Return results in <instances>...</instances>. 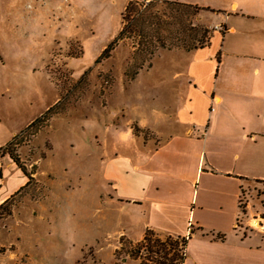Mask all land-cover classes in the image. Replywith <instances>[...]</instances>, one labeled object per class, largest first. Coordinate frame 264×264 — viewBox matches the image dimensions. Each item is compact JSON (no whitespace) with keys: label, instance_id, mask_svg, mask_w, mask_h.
Here are the masks:
<instances>
[{"label":"rangeland","instance_id":"374dc122","mask_svg":"<svg viewBox=\"0 0 264 264\" xmlns=\"http://www.w3.org/2000/svg\"><path fill=\"white\" fill-rule=\"evenodd\" d=\"M126 3L0 0V153L27 175L0 205V264L139 262L148 215L112 201L102 174L113 153L155 141L141 125L172 105L173 75L213 28L199 8L163 5L159 26L116 41ZM263 188L244 190L238 227Z\"/></svg>","mask_w":264,"mask_h":264},{"label":"crops","instance_id":"0c3cea01","mask_svg":"<svg viewBox=\"0 0 264 264\" xmlns=\"http://www.w3.org/2000/svg\"><path fill=\"white\" fill-rule=\"evenodd\" d=\"M162 1L201 9L213 31L185 53L165 91L172 105L141 125L155 141L113 153L103 181L126 212L148 215L136 241L146 230L185 238L182 264H264V188L261 209L248 201L237 226L244 190L264 185V0ZM26 182L0 153V205ZM254 217L263 231L249 226Z\"/></svg>","mask_w":264,"mask_h":264},{"label":"trees","instance_id":"16d2710c","mask_svg":"<svg viewBox=\"0 0 264 264\" xmlns=\"http://www.w3.org/2000/svg\"><path fill=\"white\" fill-rule=\"evenodd\" d=\"M163 5H170L177 8H191L187 5L162 0H127L122 14V28L116 41L122 39L126 31L141 36L142 34H147L146 32L149 26H159L161 18L165 16L166 12L163 10L161 12L158 6L163 7ZM112 47L113 43L103 53L109 52ZM8 155L27 177L26 172L19 165L16 158L12 157L11 154ZM174 239H178V241ZM185 241V238H172L171 236H166L164 239H161L152 231L146 230L138 246L135 248L133 256L139 260V264H182L184 254L183 252L179 254L178 245L180 244L183 250Z\"/></svg>","mask_w":264,"mask_h":264},{"label":"water","instance_id":"95a60500","mask_svg":"<svg viewBox=\"0 0 264 264\" xmlns=\"http://www.w3.org/2000/svg\"><path fill=\"white\" fill-rule=\"evenodd\" d=\"M251 222H252V224H255V222L257 223V224L255 225L256 228H258V229H260V230L263 229V226H261V224H260V226H259L258 221L256 220V218H253Z\"/></svg>","mask_w":264,"mask_h":264},{"label":"bare ground","instance_id":"6f19581e","mask_svg":"<svg viewBox=\"0 0 264 264\" xmlns=\"http://www.w3.org/2000/svg\"><path fill=\"white\" fill-rule=\"evenodd\" d=\"M257 223L255 222V224L254 225H256Z\"/></svg>","mask_w":264,"mask_h":264},{"label":"built area","instance_id":"2783aa9c","mask_svg":"<svg viewBox=\"0 0 264 264\" xmlns=\"http://www.w3.org/2000/svg\"><path fill=\"white\" fill-rule=\"evenodd\" d=\"M217 27H215V29H216Z\"/></svg>","mask_w":264,"mask_h":264}]
</instances>
